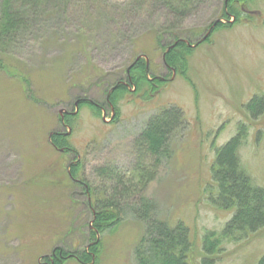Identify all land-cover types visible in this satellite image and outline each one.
I'll return each instance as SVG.
<instances>
[{
  "label": "rangeland",
  "instance_id": "1",
  "mask_svg": "<svg viewBox=\"0 0 264 264\" xmlns=\"http://www.w3.org/2000/svg\"><path fill=\"white\" fill-rule=\"evenodd\" d=\"M52 2L0 54V264H46L56 248L88 250L96 238L98 254L88 264H138L142 198L155 206V219L190 228L198 264L204 233L232 214L211 205L204 188L215 147L240 121L250 126L242 166L264 186V114L251 121L243 110L264 91V0L238 5L240 21L222 15L225 0H190L180 21L167 0ZM217 20L223 25L215 28ZM174 34L192 42L184 71L164 62ZM137 58L148 78L163 79L155 90L128 84ZM117 82L129 91L110 104ZM84 96L101 109L77 106ZM171 105L186 121L156 161L135 139L149 116ZM58 132L69 149L52 145ZM120 178L131 196L121 200L118 222L99 233L95 196L108 203ZM263 255L264 229L227 244L215 264H258ZM60 264L85 263L69 257Z\"/></svg>",
  "mask_w": 264,
  "mask_h": 264
},
{
  "label": "trees",
  "instance_id": "2",
  "mask_svg": "<svg viewBox=\"0 0 264 264\" xmlns=\"http://www.w3.org/2000/svg\"><path fill=\"white\" fill-rule=\"evenodd\" d=\"M52 1L54 0H0V54L7 53L15 46L21 30L28 29L45 8L53 3ZM57 1L61 4L67 2V0ZM247 1L225 0L222 15L235 17L234 20H242L238 5L245 8ZM167 2L169 9L175 14L174 17L179 21L183 20L186 12L190 10V0H167ZM43 5L45 8L39 9ZM214 23H216L215 28L223 25L221 20ZM159 39L162 37L160 36ZM190 43H192L190 39L187 41L181 34H174L173 40L168 44L164 53L165 64L171 69L184 71L187 65V52L191 48ZM127 72L128 84L135 86L136 91H140L146 85L155 84L156 86L163 82V79L159 77L148 78L149 68L141 58H137L127 68ZM128 84L117 82L108 94L107 102L111 104L116 101L119 93H127ZM155 86L152 90L156 89ZM77 102L78 106L89 104L98 110L101 109L95 101L86 99L85 96ZM244 107L247 119L257 120L264 114V91L254 95ZM185 121L184 112L179 106L171 105L162 108L149 116L134 144L138 149L154 155L157 161L160 156L166 154L172 135L184 127ZM249 133V124L246 121H240L235 134L225 144L214 149V158L210 166L211 178L206 183L204 191L209 193L207 200L211 205L232 214L221 229L204 233L200 243L201 257L198 264H215L220 254L225 251L227 244L238 243L249 235L264 229V186L254 183L251 175L243 168L240 157V149L247 142ZM64 138L62 133H55L51 136V143L56 148L69 149ZM76 172H79V165L73 164L70 169L71 177L74 178ZM144 176L147 175L144 174ZM151 177L148 175L144 179L147 181ZM80 182L83 183V181ZM115 182L114 186L109 188L114 194L108 203L95 196L93 207L96 212L93 215V221L97 224L99 233L118 222L121 200L127 194L131 196L122 178ZM89 193H92L91 190ZM140 206L136 216L146 225V233L136 248L138 264H193L195 246L190 228L183 222L172 226L166 221L155 219L150 213L151 210H155V206L145 198L141 199ZM99 246L100 241L96 238L89 245L88 250L66 252L61 248H56L46 258L50 264H60L69 257L77 258L81 263L88 264L96 258ZM48 261L44 263L48 264ZM258 264H264V255L259 259Z\"/></svg>",
  "mask_w": 264,
  "mask_h": 264
}]
</instances>
